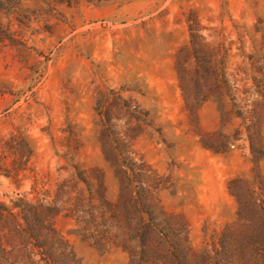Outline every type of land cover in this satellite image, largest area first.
Listing matches in <instances>:
<instances>
[{
    "label": "rangeland",
    "instance_id": "374dc122",
    "mask_svg": "<svg viewBox=\"0 0 264 264\" xmlns=\"http://www.w3.org/2000/svg\"><path fill=\"white\" fill-rule=\"evenodd\" d=\"M2 2L0 144L27 138L32 156L20 181L0 176V201H51L65 185L96 208L77 172L115 200L117 125L146 164L160 206L187 222L194 250L210 249L238 212L229 182L252 188L255 174L264 175V0ZM194 21L236 91L218 78L221 89L195 115L184 107L177 64ZM186 66L195 81L199 63ZM80 214L54 222L80 264H131L122 249L94 245L99 229Z\"/></svg>",
    "mask_w": 264,
    "mask_h": 264
},
{
    "label": "trees",
    "instance_id": "16d2710c",
    "mask_svg": "<svg viewBox=\"0 0 264 264\" xmlns=\"http://www.w3.org/2000/svg\"><path fill=\"white\" fill-rule=\"evenodd\" d=\"M4 7L0 0V9ZM198 27L195 21L190 24L188 47L181 49L177 56L184 59L177 63L181 97L186 110L194 115L221 89L218 78H223L230 94L236 92L229 86L225 74L220 76L215 65L217 51L197 34ZM224 55L228 56V49ZM192 58L200 66L195 81L186 66ZM111 114L110 109L104 111L108 122ZM110 128L115 131L112 144L121 168L116 199L108 201L99 188L94 190L86 176L77 172L91 199L98 200L96 208L90 202L85 204L80 195L72 197L71 189L65 185L57 189L51 201L32 203L25 197L10 199L8 204L0 201V264H80L54 224L66 211L82 213L80 217L83 215L86 225L93 223L99 229L90 238L94 245L104 250L122 249L129 255L131 264H264V175L255 174L252 188L247 180L229 182V193L238 202L236 219L211 242L210 249L197 252L188 241L187 222L160 206L153 187L148 185L151 177L146 164L135 158L130 142L124 137L126 134L121 135L117 125ZM126 131L129 132L128 127ZM28 145L27 138L19 140L13 135L2 140L0 176L21 180L20 171L32 156ZM9 158L11 162L7 164Z\"/></svg>",
    "mask_w": 264,
    "mask_h": 264
}]
</instances>
